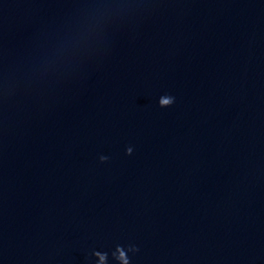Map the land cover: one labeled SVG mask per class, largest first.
Returning <instances> with one entry per match:
<instances>
[{
  "label": "water",
  "instance_id": "1",
  "mask_svg": "<svg viewBox=\"0 0 264 264\" xmlns=\"http://www.w3.org/2000/svg\"><path fill=\"white\" fill-rule=\"evenodd\" d=\"M0 264H264V0H0Z\"/></svg>",
  "mask_w": 264,
  "mask_h": 264
}]
</instances>
